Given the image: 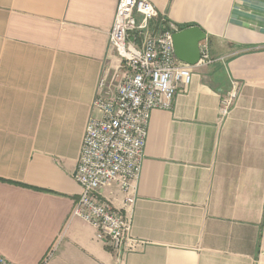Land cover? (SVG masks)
Here are the masks:
<instances>
[{"label":"crops","instance_id":"0c3cea01","mask_svg":"<svg viewBox=\"0 0 264 264\" xmlns=\"http://www.w3.org/2000/svg\"><path fill=\"white\" fill-rule=\"evenodd\" d=\"M196 26L209 64L150 113L132 235L117 261L71 218L73 175L117 0H0V253L15 264H264V0H148ZM237 81L227 116L221 98ZM100 195L117 208L116 183Z\"/></svg>","mask_w":264,"mask_h":264},{"label":"built area","instance_id":"2783aa9c","mask_svg":"<svg viewBox=\"0 0 264 264\" xmlns=\"http://www.w3.org/2000/svg\"><path fill=\"white\" fill-rule=\"evenodd\" d=\"M156 7L148 0H117L109 31V46L120 57L119 64L102 71L97 81L90 115L85 124L77 167L73 175L81 192L70 213L95 229L122 261L125 253L137 251L145 242L132 235L131 210L136 182L141 173L150 113L169 109L175 94L192 81V66L177 59L172 33L178 27L160 21ZM197 64H209L206 43H199ZM237 81L221 98V116H227L238 92ZM116 183L123 194L117 208L100 195V189ZM0 264H15L0 253Z\"/></svg>","mask_w":264,"mask_h":264},{"label":"water","instance_id":"95a60500","mask_svg":"<svg viewBox=\"0 0 264 264\" xmlns=\"http://www.w3.org/2000/svg\"><path fill=\"white\" fill-rule=\"evenodd\" d=\"M206 39L205 33L196 26H188L172 33L174 54L178 60L191 66L200 59L199 43Z\"/></svg>","mask_w":264,"mask_h":264},{"label":"trees","instance_id":"16d2710c","mask_svg":"<svg viewBox=\"0 0 264 264\" xmlns=\"http://www.w3.org/2000/svg\"><path fill=\"white\" fill-rule=\"evenodd\" d=\"M178 29L180 30V29H182V27L180 26V27H178Z\"/></svg>","mask_w":264,"mask_h":264},{"label":"rangeland","instance_id":"374dc122","mask_svg":"<svg viewBox=\"0 0 264 264\" xmlns=\"http://www.w3.org/2000/svg\"><path fill=\"white\" fill-rule=\"evenodd\" d=\"M154 25V24H153Z\"/></svg>","mask_w":264,"mask_h":264}]
</instances>
